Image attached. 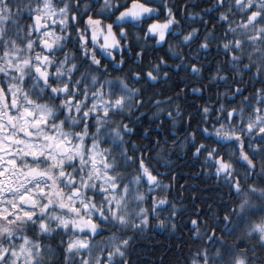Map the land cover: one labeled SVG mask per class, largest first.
Segmentation results:
<instances>
[{"label":"snow or ice","instance_id":"obj_1","mask_svg":"<svg viewBox=\"0 0 264 264\" xmlns=\"http://www.w3.org/2000/svg\"><path fill=\"white\" fill-rule=\"evenodd\" d=\"M178 152L226 189L187 220ZM157 229L168 264H264V0H0V264H135Z\"/></svg>","mask_w":264,"mask_h":264},{"label":"trees","instance_id":"obj_2","mask_svg":"<svg viewBox=\"0 0 264 264\" xmlns=\"http://www.w3.org/2000/svg\"><path fill=\"white\" fill-rule=\"evenodd\" d=\"M171 3L179 5L181 0H170ZM196 2V0H193ZM160 22H163V14L161 16ZM183 23V22H182ZM198 23V22H197ZM175 43V41H170ZM156 46L154 40L148 41V51L151 53L153 47ZM160 55L163 52L159 53ZM129 67H134V65L129 61ZM183 75V73L181 74ZM225 89L222 87L220 89L223 92ZM211 93H206L203 97L198 98L194 96H189L187 98V103L183 105L188 112L193 115L196 114L198 107H202L205 101L209 100ZM215 97L212 96L214 101ZM199 119V117H196ZM182 137V133H179ZM146 142V141H144ZM177 155L181 156V159L175 161V175L177 181V187L174 189L173 194L177 199H183L185 206L188 209V214L185 215L184 220L188 219L189 214L192 213L194 207H200L204 204L205 199L211 197L215 198L217 195H222L226 189H222L220 192L214 191L216 188L214 181L208 180L207 177L199 176L200 171L199 164L191 158V153H180ZM180 185L185 186L186 190L183 191L182 195ZM192 196L198 197L196 201L191 199ZM226 198V197H225ZM166 214V213H165ZM183 220L181 224H183ZM180 238V233L172 235L170 233L164 232L162 230H155L147 234L146 239H142L137 246L136 252L139 253L138 258L134 255L135 264H168V261L174 260L176 254L175 244ZM162 257L165 258L162 260Z\"/></svg>","mask_w":264,"mask_h":264}]
</instances>
